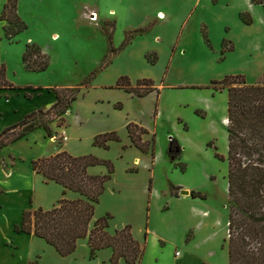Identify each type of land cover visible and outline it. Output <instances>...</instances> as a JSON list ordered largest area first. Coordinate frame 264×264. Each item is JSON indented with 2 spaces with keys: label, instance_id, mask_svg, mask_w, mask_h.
Instances as JSON below:
<instances>
[{
  "label": "rangeland",
  "instance_id": "374dc122",
  "mask_svg": "<svg viewBox=\"0 0 264 264\" xmlns=\"http://www.w3.org/2000/svg\"><path fill=\"white\" fill-rule=\"evenodd\" d=\"M32 1L46 11L43 14H47L54 30L59 32V39L55 43L58 47L57 55L54 53L53 59L47 55L49 66L52 63L51 68L48 66L37 73L44 74V82L57 83L62 85L60 89L72 88L76 92V99L71 102L67 111L59 115L55 111L50 115L59 119L61 125L64 124V132L69 141L65 146L66 144L60 143L63 142L64 134L58 136L62 148L65 147L74 156L92 154L110 161L114 172L108 183L111 182L114 187L132 182L126 177V173L130 172L138 171V176L133 178L148 181L149 173L143 169L152 166L156 158L153 179L160 194L168 187L169 181H179L200 190L215 207L213 213L223 222L222 226L216 227L217 243L222 241L223 244L229 201L228 163L225 158L227 132L226 121L223 120L227 114V91L214 88L213 81L235 74L244 75L249 84H258L264 80V23L257 20L254 23L253 18H250V23L244 22L240 16L244 12H239L237 16L221 7V1L224 0H173L175 8H179L178 12H189L185 24L176 22L161 25L160 23L166 22L162 17L160 20L153 19L151 24L136 27L126 17L123 20L120 17L109 28L101 24L98 26L97 19L90 20V13L81 23L74 24L75 0ZM79 1L86 5L95 4L94 0ZM118 15L119 7L109 4L101 10L100 18L106 16L104 20L113 22ZM221 16L223 18L220 19ZM224 17L228 22L224 21ZM236 17L243 23L239 24ZM56 21L61 23V27L55 25ZM24 23L26 24L25 21ZM151 31H154L153 34ZM256 37L260 39L261 51L252 49L254 45L249 44L250 48L247 47L246 41ZM13 38L16 43L14 45H23V41H18L19 36ZM235 39L242 42L237 44L236 49ZM17 52L13 48L10 55L6 56L12 66L20 63L21 58ZM2 64L6 67L9 81L15 84L13 81L22 80L16 69L7 71L6 63ZM121 76H127L132 86L139 79H151L156 89L139 98L116 86ZM52 91L54 95V90ZM65 93L70 94L71 91L66 90ZM13 118L11 116L2 122ZM124 118H150L152 122L157 118V137L151 135L147 139L146 134L142 135L143 141H149L148 151L133 145L129 136L124 134V138L122 137L119 128L122 129L121 119ZM123 128L125 133L127 125ZM111 131L117 133L119 141H109L107 148L93 144L95 135ZM42 148L36 146L28 150L26 157L17 160L13 178L6 179L5 188H12L3 196L10 202L7 210L10 220L18 218L19 210L23 207L33 204L31 186L35 175L31 162L35 160L32 158L36 155L34 150L38 152ZM160 150L163 155L156 157V152ZM1 160L0 155V178L5 176L7 170L1 168ZM94 166L98 175L107 171L103 164ZM36 179V196L44 205L34 208H52L63 197V191L64 197L68 199H71L69 194L77 197V194L65 190L59 184L39 182L37 176ZM104 190L105 197L102 201L99 200L103 209H120L122 202L117 196L110 189L107 192L106 188ZM149 205L146 198L141 203L136 201L132 206L130 213L133 215L135 228L143 221L146 222ZM152 209L156 210L155 200ZM128 213L120 211L118 215H114L113 212H108L111 218L116 216L117 219L126 218ZM157 217L161 223L160 214ZM128 224L132 233L133 225ZM202 234L203 232L198 234V237ZM172 236V242L163 246L162 255L165 260L170 261L176 251L182 252L177 257V261L181 262L186 259L188 249L182 241L180 228L176 227ZM82 241L86 239L77 242L75 251L63 257L64 261L78 264L84 255L79 247ZM197 251L200 253L198 249ZM25 254L23 252L19 255L24 257ZM48 258L46 253L40 260L42 262Z\"/></svg>",
  "mask_w": 264,
  "mask_h": 264
},
{
  "label": "crops",
  "instance_id": "0c3cea01",
  "mask_svg": "<svg viewBox=\"0 0 264 264\" xmlns=\"http://www.w3.org/2000/svg\"><path fill=\"white\" fill-rule=\"evenodd\" d=\"M94 1V5H86L79 0H75L74 5L76 11L73 16L74 24L81 23L90 12L96 13L97 21H99L98 26L101 24V26H108L109 28L113 27L120 17L121 19L126 17L129 19V23L134 24L136 27H140L148 23L151 24L153 19L158 18V16H163V18L166 19L165 23H160L161 25L175 24L176 22H182L185 24L189 16V12L187 11H182V13L178 12L177 10L179 8H175L173 0ZM5 2L6 0H0V65L6 63L7 71L16 69L17 73H19V79L22 80L13 81L17 84V88L15 89H0V132L13 125V123H18L32 111L39 109L47 110L56 101V96L55 94L53 95L52 89L62 86L57 83H50L49 81L44 82V74L25 70L22 62V54L27 43L38 44L42 52L49 57H52V59L54 53L57 55L58 47L55 43L59 39V32L54 30V26L49 22L50 18L47 14H43V12L46 11L32 0H18L17 13L21 20L26 22V29L15 35L19 36L18 41H23V45H14L16 44L14 43V38L8 39L5 36L4 29L7 22L1 18ZM109 4L117 5L119 7V15L113 22H110L111 20H104L106 16L102 19L100 18L101 10ZM221 7H223L224 10L226 9L227 11L236 13L237 16L239 15V12H244L246 16L254 19V23L256 20L262 24L264 23V0L263 4H255L251 0H224V2L221 1ZM113 11H115V9H113ZM221 18H223V16H221L220 19ZM157 20H160V18ZM227 20L228 19L224 17V21ZM235 20H237L239 24L243 23L240 18L237 19L236 17ZM227 22H225L224 27H226ZM60 24V22L56 21L55 25L59 28L61 27ZM153 32L154 31H151L150 33L153 34ZM112 33H114V31ZM55 37L56 39H53ZM155 37H157V35H155ZM240 42V39H235L234 49H236L237 44ZM246 43L248 48H250V44V46L254 45V48L252 49L259 51L262 50L260 39L258 37L250 39V41L248 40ZM13 48L18 50L17 55L21 58L20 63L15 65L16 67L10 65L6 59V56L10 55ZM51 66L52 63H50L49 68H51ZM262 67L264 68V63ZM3 97L5 98L4 100L2 99ZM21 107L25 109L20 110ZM11 116H14L12 120L4 121V123L2 122L3 119ZM51 118L52 120L49 123L52 134L51 136H48L45 130L41 126H38L22 138L0 144V155L2 157L1 168L7 169L5 171V176L2 175L0 178V188L2 189V192L0 193V264H73L68 260L64 261L63 257L66 256L60 255L55 248L48 244L44 239L35 236L34 234L17 233L14 231V226L17 223H20L22 212L25 209L44 205L36 196L38 190V179H36V176L39 178V182L43 183L41 175L33 170L35 175L34 182L31 186V191L34 196L33 204L30 203L28 207H23L19 210L18 218L13 220L8 219L7 210L10 208V202L3 198L6 192L12 190V188H5L4 185L6 179L13 178V171L15 170L17 160L26 157L28 154L26 155L25 153H27L28 150H32L33 147L36 146H42V150H38V152L37 150H34L36 151V155L32 158L37 159L44 156H50L59 150L64 149L65 147L62 148L60 143H63V145L66 144L65 146H67V141L69 140L64 132V124L61 125L58 121L59 119L54 116ZM224 119L226 121L225 124H227L226 115L223 120ZM121 120L122 129H119L123 138L124 134L128 136L127 129H125L126 131L124 133L123 127L129 122H137V124L145 127L148 130V133L145 135L147 139H149L151 135L157 137V118H155L154 122H152L150 118L145 120L124 118ZM63 134L66 136V139L59 143L58 136ZM162 150L158 153L156 152L155 156L157 157V155H159L160 157V155H163ZM155 161L156 158L152 163L154 164ZM153 164L152 166L150 165L151 168L148 166L143 169L149 173L148 181L134 179L138 176V171H136L126 173L127 179L132 181L127 185L114 187L111 182H107V187H105L106 192L110 189V192H112L115 197L117 196V199L122 202L121 210L118 207L117 209L114 207H106L103 209L102 205L98 202L95 206L94 219L105 215L109 211L113 212L114 215H118L120 211L124 214L129 212L126 218L123 217L122 219H117L116 216L111 218L107 229L109 233L113 234L116 230L121 229L126 224L132 223V234L134 238L139 242L146 243V250L140 264H229L227 248L228 217L225 221V238L223 239V244L221 243L222 241L218 244L216 227L219 226V223H221L220 226H222L223 222H220L216 214L213 213L216 210L213 204H211L206 198L201 199L192 197L191 190H200L193 187L190 188V186H186L179 181H169L168 187L162 190L160 194L158 189L154 186ZM88 171L89 173L96 174L97 168L91 166L88 168ZM49 183L55 182L51 181ZM172 186L180 187V189H177V194L171 193ZM183 189L188 190L189 194H182L181 191ZM65 190L72 191L69 189ZM72 192L77 194V197L69 194L68 196H70L71 199L80 196L79 193ZM103 194L100 196L101 201L105 197ZM62 196H64L63 193ZM144 198H147L148 205L150 204L148 215L146 216L147 220H145L146 222L143 221L139 225H136L137 228H135V224H133L134 220L132 219L133 215L130 211L136 201L141 203L145 200ZM153 200H155L156 204L155 211L152 209ZM158 214L161 216V223L158 220ZM90 226H92V223ZM176 227L180 228L182 241L184 242L185 248L188 249L186 259L181 262L177 261V257L182 255V252L178 255L174 253L172 256L173 258L170 261L165 260L161 252L165 244L172 242V232ZM189 232H192V236L186 241ZM201 232H203V234L198 237V234ZM82 239H86L87 243L86 241L80 242L79 247L84 251V255L80 258L82 261L80 260L78 264H110V258L113 254V249L111 247L98 250L95 257L91 259L89 256L90 247L88 237L81 238L78 242ZM23 252H26V254L24 257H21L19 254ZM46 253L49 257L48 260H42L41 262L40 259L43 258V255ZM119 264L129 263L121 258Z\"/></svg>",
  "mask_w": 264,
  "mask_h": 264
},
{
  "label": "trees",
  "instance_id": "16d2710c",
  "mask_svg": "<svg viewBox=\"0 0 264 264\" xmlns=\"http://www.w3.org/2000/svg\"><path fill=\"white\" fill-rule=\"evenodd\" d=\"M251 1L263 4V0ZM17 3L18 0H6L2 10L1 18L7 22L4 31L8 39L26 29V24L17 13ZM240 16L246 23L252 21L245 13ZM22 62L25 70L33 72L44 71L49 66L47 55L36 43L25 45ZM213 85L216 89L227 91L225 158L228 163L229 264H264V80L258 84H249L244 75L235 74L213 81ZM116 86L138 97L156 89L151 79H139L132 86L127 76H121ZM15 88L17 86L6 77L5 65L1 64L0 89ZM53 90L56 101L47 110L32 111L18 123L3 129L0 132V144L22 138L38 126L48 136L52 135L49 127L52 120L50 115L55 111L58 112L57 115L67 111L71 102L76 99V92L72 88ZM66 90L71 93L66 94ZM127 132L133 145L143 151L149 150V141L142 140V135L148 133L145 127L129 122ZM119 140L117 133L111 131L95 135L93 144L107 148L109 141ZM97 164L106 166L105 174L89 173L88 168ZM31 167L42 176L44 183L53 181L64 189L79 193L80 196L75 199L63 196L56 205L47 210L42 207L25 209L20 223L14 226L15 232L34 234L44 239L62 256L72 254L78 240L88 237L91 259L98 250L111 247L113 254L110 264H119L121 258L129 264L141 263L146 243L133 237L129 224L111 234L107 230L110 214L94 219L95 206L114 172L110 161L92 154L74 156L61 149L50 156L33 160ZM177 189L180 187L172 186L171 193L177 194ZM191 196L205 199V195L196 190H191ZM189 238L190 232L186 241Z\"/></svg>",
  "mask_w": 264,
  "mask_h": 264
},
{
  "label": "built area",
  "instance_id": "2783aa9c",
  "mask_svg": "<svg viewBox=\"0 0 264 264\" xmlns=\"http://www.w3.org/2000/svg\"><path fill=\"white\" fill-rule=\"evenodd\" d=\"M89 17H90V20H96L97 19V15L94 12H90ZM162 17L163 16H159L158 18H162ZM65 139H66V136H63V140H65ZM178 254H179V252L176 251V255H178Z\"/></svg>",
  "mask_w": 264,
  "mask_h": 264
},
{
  "label": "water",
  "instance_id": "95a60500",
  "mask_svg": "<svg viewBox=\"0 0 264 264\" xmlns=\"http://www.w3.org/2000/svg\"><path fill=\"white\" fill-rule=\"evenodd\" d=\"M181 192H182V194H189V191L186 189H183Z\"/></svg>",
  "mask_w": 264,
  "mask_h": 264
},
{
  "label": "bare ground",
  "instance_id": "6f19581e",
  "mask_svg": "<svg viewBox=\"0 0 264 264\" xmlns=\"http://www.w3.org/2000/svg\"><path fill=\"white\" fill-rule=\"evenodd\" d=\"M221 223H219V225H220Z\"/></svg>",
  "mask_w": 264,
  "mask_h": 264
}]
</instances>
